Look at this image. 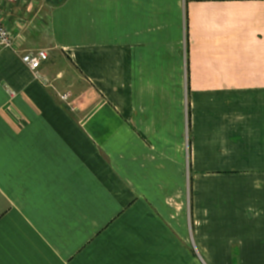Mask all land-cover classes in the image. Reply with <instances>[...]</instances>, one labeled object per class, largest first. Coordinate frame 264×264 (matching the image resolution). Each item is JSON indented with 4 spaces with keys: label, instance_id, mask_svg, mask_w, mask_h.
Here are the masks:
<instances>
[{
    "label": "crops",
    "instance_id": "obj_1",
    "mask_svg": "<svg viewBox=\"0 0 264 264\" xmlns=\"http://www.w3.org/2000/svg\"><path fill=\"white\" fill-rule=\"evenodd\" d=\"M54 2L0 0V264H264V0Z\"/></svg>",
    "mask_w": 264,
    "mask_h": 264
},
{
    "label": "built area",
    "instance_id": "obj_2",
    "mask_svg": "<svg viewBox=\"0 0 264 264\" xmlns=\"http://www.w3.org/2000/svg\"><path fill=\"white\" fill-rule=\"evenodd\" d=\"M17 29L21 31L26 26L25 20H18ZM0 50H11L15 53H19L18 42H16V34L14 31L8 29L5 25L4 19L2 18L0 12ZM49 60V53L45 50H35V51H23L21 55V62L24 64L33 74L34 77L39 81L45 80L40 74V70ZM49 86V84H46ZM68 94H64L61 99L68 102Z\"/></svg>",
    "mask_w": 264,
    "mask_h": 264
},
{
    "label": "rangeland",
    "instance_id": "obj_3",
    "mask_svg": "<svg viewBox=\"0 0 264 264\" xmlns=\"http://www.w3.org/2000/svg\"><path fill=\"white\" fill-rule=\"evenodd\" d=\"M31 1V0H30ZM53 1V3H55L54 1H58V0H52ZM60 1V0H59ZM42 4V3H41ZM21 19L24 21L25 20V22L26 21H28L29 20V18L28 17H26V16H24L23 14H21ZM20 19V20H21ZM56 55H58V53L56 54ZM59 58H63L62 59V62H61V66L59 67V68H62V66L64 65V67H66L65 69H66V71H67V73H68V75H70V73L73 75V76H75V77H78L77 75H75L76 74V70L74 69V67L71 65V64H68V62L66 61V59L63 57V56H59ZM65 64H64V63ZM72 76V77H73ZM71 77V78H72ZM70 78V79H71ZM73 79V78H72ZM44 84H50L51 85V87H52V83H50L47 79H46V82H44ZM47 88H49V87H47ZM65 94H68V93H65ZM64 94H62V95H60V101L62 102V101H64L63 99H61V97L63 96ZM68 100H70V98L68 99ZM67 100V101H68ZM65 103H67L66 101H64Z\"/></svg>",
    "mask_w": 264,
    "mask_h": 264
}]
</instances>
